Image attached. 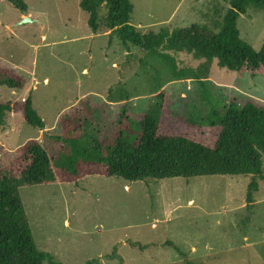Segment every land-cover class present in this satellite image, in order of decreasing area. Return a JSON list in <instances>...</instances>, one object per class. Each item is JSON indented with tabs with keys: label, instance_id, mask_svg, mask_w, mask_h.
<instances>
[{
	"label": "rangeland",
	"instance_id": "374dc122",
	"mask_svg": "<svg viewBox=\"0 0 264 264\" xmlns=\"http://www.w3.org/2000/svg\"><path fill=\"white\" fill-rule=\"evenodd\" d=\"M21 1L25 14L0 0V67L14 69L25 81L14 93L0 86V103L30 97L47 129L87 101L97 106L101 137L111 140L125 127L138 128L158 101L153 90L162 86L158 92L164 91L173 116L160 133L211 145L217 130L192 127L187 118L206 121L239 94L264 105L260 75H240L187 53L165 50L154 57L125 48L115 34L92 33L80 0ZM129 1L130 25L146 34L192 23L217 32L214 23L221 21L229 0ZM236 27L254 51L264 45V9H248ZM173 65L177 71L205 69L208 81L176 80ZM121 97L129 107L124 127L123 106L106 102ZM38 135L20 114H7L0 131V167L6 168L15 149ZM262 170L250 204L251 177L228 175L137 182L92 176L77 185L55 179L23 186L18 194L36 249L57 264H264V156Z\"/></svg>",
	"mask_w": 264,
	"mask_h": 264
},
{
	"label": "trees",
	"instance_id": "16d2710c",
	"mask_svg": "<svg viewBox=\"0 0 264 264\" xmlns=\"http://www.w3.org/2000/svg\"><path fill=\"white\" fill-rule=\"evenodd\" d=\"M7 1L26 13L27 7L21 0ZM79 7L86 13L93 34H115L125 48L137 47L154 57H160L165 50L187 53L208 64L216 61L219 68L227 71L264 78V45L254 51L239 38L236 27L237 19L248 9H264V0H229L221 21L214 23L217 32L207 25L192 23L171 32L161 28L158 33H139L130 25L133 6L129 0H80ZM161 57L168 58L163 54ZM208 64L202 68L206 69ZM172 68L176 80L194 79L200 85L208 81L204 76L207 69L202 72L198 68L178 71L175 65ZM24 83L14 69L0 67V86L14 91L22 89ZM161 88L153 90L158 101L141 117L138 128L125 127L111 140L100 135L95 118L97 106L93 103L81 101L63 113L57 125L47 131L30 97L23 102L0 103V131L4 130L10 113L20 114L28 126L42 131L39 141L27 140L15 149L7 167H0V264H43L44 261L57 264L49 254L36 249L18 194L23 186L46 185L55 179L77 185L83 178L92 176L127 182L249 176L246 202H253L257 178L261 179L263 174L264 105L239 94L206 121L187 118L185 123L192 127L217 130L213 143L206 145L187 136L160 133L161 126L173 116L164 91L158 92ZM107 101L123 106L119 115L123 125L129 108L125 100L121 97Z\"/></svg>",
	"mask_w": 264,
	"mask_h": 264
},
{
	"label": "crops",
	"instance_id": "0c3cea01",
	"mask_svg": "<svg viewBox=\"0 0 264 264\" xmlns=\"http://www.w3.org/2000/svg\"><path fill=\"white\" fill-rule=\"evenodd\" d=\"M25 14V13H24ZM24 14H22L21 16H20V18H26L27 16H25ZM102 34H109V32L108 33H102ZM42 39L44 40V36H42ZM15 71V70H14ZM24 80V79H23ZM44 81L46 82L47 80L46 79H44ZM25 82V81H24ZM25 84V83H24ZM11 92L12 93H14V91L13 90H11ZM106 102L108 103V105H111V107L113 106V105H117V104H119V103H117V102H112V101H107L106 100ZM51 129H53V128H51ZM51 129H47L46 127H44V130L45 131H47V130H51ZM41 134H42V131H39V137H37V140L39 141L40 140V136H41ZM66 227H68V222H65V224H64Z\"/></svg>",
	"mask_w": 264,
	"mask_h": 264
},
{
	"label": "water",
	"instance_id": "95a60500",
	"mask_svg": "<svg viewBox=\"0 0 264 264\" xmlns=\"http://www.w3.org/2000/svg\"><path fill=\"white\" fill-rule=\"evenodd\" d=\"M24 21H26V19H24Z\"/></svg>",
	"mask_w": 264,
	"mask_h": 264
}]
</instances>
